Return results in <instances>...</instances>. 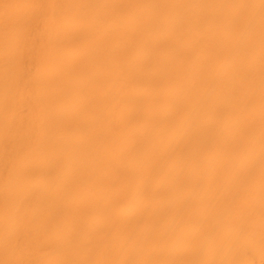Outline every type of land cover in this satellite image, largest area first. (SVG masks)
<instances>
[{"label": "bare ground", "instance_id": "bare-ground-1", "mask_svg": "<svg viewBox=\"0 0 264 264\" xmlns=\"http://www.w3.org/2000/svg\"><path fill=\"white\" fill-rule=\"evenodd\" d=\"M254 181L264 0H0V264H264Z\"/></svg>", "mask_w": 264, "mask_h": 264}, {"label": "rangeland", "instance_id": "rangeland-1", "mask_svg": "<svg viewBox=\"0 0 264 264\" xmlns=\"http://www.w3.org/2000/svg\"><path fill=\"white\" fill-rule=\"evenodd\" d=\"M196 185H219L227 186L232 185L236 187H245L242 189H226V190H209L207 192H202L198 190L195 195L198 199L205 201L211 205L220 204L225 206L228 202L240 203L242 205L255 206L259 208H264V181H254V182H213V183H203L197 182ZM197 199V200H198ZM184 205V198H183ZM255 213H248L245 218L248 220L259 219L264 221V213L258 218ZM201 220V219H200Z\"/></svg>", "mask_w": 264, "mask_h": 264}]
</instances>
